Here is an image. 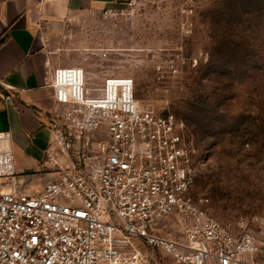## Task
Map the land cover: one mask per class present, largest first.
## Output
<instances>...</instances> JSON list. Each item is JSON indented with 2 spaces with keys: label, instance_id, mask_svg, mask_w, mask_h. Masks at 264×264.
Here are the masks:
<instances>
[{
  "label": "built area",
  "instance_id": "obj_1",
  "mask_svg": "<svg viewBox=\"0 0 264 264\" xmlns=\"http://www.w3.org/2000/svg\"><path fill=\"white\" fill-rule=\"evenodd\" d=\"M52 74L58 107L36 110L50 131L42 172L52 178L40 192L21 191L11 134L0 131V264H146L143 246L180 264H264V217L262 235L236 234L193 195L200 159L184 121L142 106L129 76ZM173 217L181 236L165 233Z\"/></svg>",
  "mask_w": 264,
  "mask_h": 264
},
{
  "label": "rangeland",
  "instance_id": "obj_2",
  "mask_svg": "<svg viewBox=\"0 0 264 264\" xmlns=\"http://www.w3.org/2000/svg\"><path fill=\"white\" fill-rule=\"evenodd\" d=\"M259 2L123 1L112 20L74 15L43 25L56 68L129 76L142 106L173 113L194 130L200 164L193 195L207 198L210 214L236 234H263L257 218L264 217V11L244 17L239 11ZM241 38L248 42L244 60L235 61L222 41ZM37 172H26L34 175V191L42 186ZM182 227L173 217L165 233L181 236ZM143 248L146 264H180Z\"/></svg>",
  "mask_w": 264,
  "mask_h": 264
},
{
  "label": "crops",
  "instance_id": "obj_3",
  "mask_svg": "<svg viewBox=\"0 0 264 264\" xmlns=\"http://www.w3.org/2000/svg\"><path fill=\"white\" fill-rule=\"evenodd\" d=\"M123 0H0V131H9L15 154L17 176L23 177L21 191L38 193L52 178L42 172V161L50 131L36 110L58 107L52 86L58 66L48 48L49 35L43 25L68 16L86 18L100 15ZM4 95H10L11 101ZM40 157H37V154ZM38 170L42 186L30 187Z\"/></svg>",
  "mask_w": 264,
  "mask_h": 264
},
{
  "label": "trees",
  "instance_id": "obj_4",
  "mask_svg": "<svg viewBox=\"0 0 264 264\" xmlns=\"http://www.w3.org/2000/svg\"><path fill=\"white\" fill-rule=\"evenodd\" d=\"M242 1V0H241ZM259 4L262 7H254V6H249V5H240L239 6V11H240V15L242 17H244L245 15H248L250 13H252L253 11H256V13H260L262 11H264V0H259ZM257 5V4H256ZM258 6V5H257ZM248 42L244 39H236V40H228V42L226 41H222V51L226 52L227 55L231 56V58H235V61H242L244 60L243 56H240L243 53V49L247 46ZM186 134H187V140L194 146V141H193V137L195 136V132L194 130H190L189 125L186 123ZM195 147V146H194ZM196 149V147H195ZM197 150V149H196ZM198 153V151H197Z\"/></svg>",
  "mask_w": 264,
  "mask_h": 264
}]
</instances>
